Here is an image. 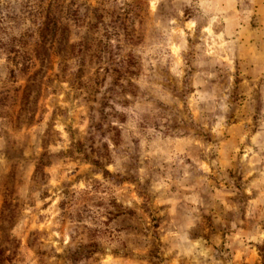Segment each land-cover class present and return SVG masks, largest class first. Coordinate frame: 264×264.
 Wrapping results in <instances>:
<instances>
[{"label": "rangeland", "instance_id": "374dc122", "mask_svg": "<svg viewBox=\"0 0 264 264\" xmlns=\"http://www.w3.org/2000/svg\"><path fill=\"white\" fill-rule=\"evenodd\" d=\"M21 1L0 0L19 67ZM46 8L50 64L0 48V264H264V0Z\"/></svg>", "mask_w": 264, "mask_h": 264}, {"label": "trees", "instance_id": "16d2710c", "mask_svg": "<svg viewBox=\"0 0 264 264\" xmlns=\"http://www.w3.org/2000/svg\"><path fill=\"white\" fill-rule=\"evenodd\" d=\"M20 3V5L24 4L26 6L28 10L27 13H29L30 18V32L28 33L31 40L30 56L26 57L24 61L22 60V65L19 67L21 62L15 60V57H10V52L15 51L13 48V39L9 40V42H11L10 44L8 42L4 43V47L2 43L0 48H2L3 54L7 55L6 59L11 61L10 70L14 71V69H17L20 72L25 73V71H28V68H34L37 63H39L42 67H46L47 64L52 62L53 57L59 55L58 51L60 46H62L61 41L63 28L59 19L57 17H53L48 12L46 8V0H22ZM56 5H59V3H56ZM14 19L15 18L10 15H7L5 18L0 16V22L6 20L12 21ZM23 36L24 35L20 34V38L18 37L20 41H22ZM2 51L0 53H2ZM39 71V69L34 70L32 75L29 77L31 84L29 83L25 87V92L27 93L23 97L25 102L22 105L21 110L24 109L23 115L29 116V118H33L37 109H39L37 99L42 90V82L40 81L41 78H37ZM30 96H32L31 99ZM24 106L25 108H23ZM45 163L46 162L39 161L36 165V170L39 171L41 166Z\"/></svg>", "mask_w": 264, "mask_h": 264}]
</instances>
